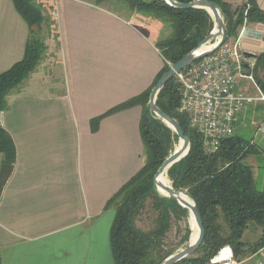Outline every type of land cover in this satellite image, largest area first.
Here are the masks:
<instances>
[{"label": "crops", "instance_id": "obj_1", "mask_svg": "<svg viewBox=\"0 0 264 264\" xmlns=\"http://www.w3.org/2000/svg\"><path fill=\"white\" fill-rule=\"evenodd\" d=\"M33 3L49 35L43 58L0 113L16 146L0 194V264H114L115 210L106 205L146 156L142 107L110 110L152 89L164 71L156 25L119 0ZM30 29L13 0H0V73L22 60ZM248 31L246 51L262 53L264 24Z\"/></svg>", "mask_w": 264, "mask_h": 264}, {"label": "trees", "instance_id": "obj_2", "mask_svg": "<svg viewBox=\"0 0 264 264\" xmlns=\"http://www.w3.org/2000/svg\"><path fill=\"white\" fill-rule=\"evenodd\" d=\"M107 3L113 0H97ZM134 12L146 13L165 24L169 32L156 45L165 59V68L156 79L169 70V63L176 64L214 29L215 22L203 8H176L165 0H119ZM191 2L194 0H177ZM216 3L224 17L227 38L234 40L245 20L248 24H264V10L257 0H240L233 6L228 0H209ZM16 9L30 26V36L24 57L10 69L0 73V113L8 109L7 96L35 69L41 45L34 26H40L42 11L33 0H13ZM264 66V51L257 55L252 72L257 85L264 92V75L258 70ZM153 89V88H152ZM152 89L122 103L110 113L133 106L142 107L141 136L145 149L144 166L107 202L106 209L113 208L115 217L111 227V247L114 264H160L169 255L166 238L173 220L185 221L189 216L186 208L174 198L163 195L154 182V176L163 161L170 155L172 140L178 135L159 119L149 108ZM181 84L173 76L162 88L157 105L169 116L178 120L191 148L184 158L175 163L168 175L177 190L187 191L200 210L205 237L200 248L190 257L177 264H210V259L224 245H231L237 260L243 261L264 246V189L257 185L254 169L248 157L256 152V146L240 134H234L221 142L215 153H206L201 135L191 127L188 116L180 110ZM100 118L94 119L96 127ZM1 163L14 165L16 146L11 134L0 122ZM150 205L154 216L149 228L138 221ZM258 230L256 240L246 239L249 231ZM191 234L187 227L180 243H186ZM188 246V245H187Z\"/></svg>", "mask_w": 264, "mask_h": 264}, {"label": "built area", "instance_id": "obj_3", "mask_svg": "<svg viewBox=\"0 0 264 264\" xmlns=\"http://www.w3.org/2000/svg\"><path fill=\"white\" fill-rule=\"evenodd\" d=\"M248 25L245 20L234 40L224 42L217 50L176 74L181 84L180 110L201 135L206 153H215L224 139L235 134L243 108L264 103V92L252 74L256 58L245 55ZM244 62L250 64V75L246 74ZM242 80H251L256 92L242 85ZM261 130L264 132V125ZM253 258L254 264H264V246ZM244 261L239 262L232 246L227 244L210 259V264H241Z\"/></svg>", "mask_w": 264, "mask_h": 264}, {"label": "water", "instance_id": "obj_4", "mask_svg": "<svg viewBox=\"0 0 264 264\" xmlns=\"http://www.w3.org/2000/svg\"><path fill=\"white\" fill-rule=\"evenodd\" d=\"M169 5L176 8H203L209 11L212 15L215 26L214 29L207 35L198 46L179 60L176 64L170 65L169 70H167L159 79L157 84L153 87L148 106L150 110L165 124H167L179 137L180 146L175 149V151L170 154L161 164L158 171L154 176V182L158 190L165 196L174 198L182 207L186 208L189 216L193 218L195 226L197 228V234L194 238L191 237L188 246L176 251L175 253L169 255L160 264H177L181 260L193 255L201 246L205 237V228L203 225L202 216L200 210L197 206L196 201L192 196L185 190H177L171 185L165 184L160 181V176L166 171L168 175V170L186 155H188L191 148L190 138L186 136L182 126L179 124L178 120L174 117L169 116L165 113L158 105L157 98L165 86V84L178 72L185 69L193 62L209 55L213 51L217 50L227 38V28L225 24L224 17L219 6L209 0H194L191 2H179L177 0H165ZM215 41V42H214ZM214 42V43H213ZM246 57L256 58L257 54L253 52H245ZM243 66L246 68V74H251V67L248 62H244ZM13 170V165L3 163L0 166V194L9 179ZM187 196L189 199H186ZM193 227V226H192ZM194 230V228H193Z\"/></svg>", "mask_w": 264, "mask_h": 264}, {"label": "rangeland", "instance_id": "obj_5", "mask_svg": "<svg viewBox=\"0 0 264 264\" xmlns=\"http://www.w3.org/2000/svg\"><path fill=\"white\" fill-rule=\"evenodd\" d=\"M137 13H140L142 16H144L143 18L144 20L142 19L143 20L142 22L144 24L146 23L148 24V26L151 27L156 25V27H154L155 28L154 31H157L156 32L157 41L169 32L168 27L165 24H163L161 21L155 20V18H153L152 16H148L146 13H141V12H137ZM45 21H46L45 17L43 16L42 23L40 24L41 28H39L40 26H36V30H35L37 31L38 38L40 39V45L42 48L41 56L37 65L39 64L40 60L43 58L47 46L46 38L49 35V31H48L49 28L45 25ZM262 48H264V43L262 44ZM170 65L173 64L169 63V66ZM258 72L260 75H264V66L261 67L258 70ZM242 81H243L241 83L242 85L248 86L250 91H252L253 93L256 92L254 83L251 80H242ZM263 125H264V103H257L253 105H248L245 108H243V110L239 114V119L235 126L236 134L242 135L244 138H246L248 142L251 141L256 146L257 151L253 152L248 157L247 161L249 164L252 165L255 174H257L258 177L256 178V181L258 187L261 189L264 187V132L261 130ZM178 146H180L179 139L172 140L171 143L172 150L170 154H172L175 151V149L178 148ZM167 178L169 184L171 185L172 181L170 180L169 176H167ZM153 219L154 216L151 213V207L150 205H148L146 209L143 211L140 220L138 221V225L143 228H149L153 224ZM187 227H190L191 229L190 238L186 243L181 244L180 243L181 237L184 234ZM193 233L194 230L191 224L190 216H188L187 220L185 221L173 220L171 230L169 231L168 236L166 238L167 249L178 251L186 247L190 243ZM259 233L260 232L258 230L249 231L246 234V239L254 241L259 236Z\"/></svg>", "mask_w": 264, "mask_h": 264}, {"label": "bare ground", "instance_id": "obj_6", "mask_svg": "<svg viewBox=\"0 0 264 264\" xmlns=\"http://www.w3.org/2000/svg\"><path fill=\"white\" fill-rule=\"evenodd\" d=\"M178 147H179V146H178ZM159 179H160V181H162L163 183L170 185L169 182H168L167 172H166V171L160 176ZM184 197H185L186 199H189V198H188L187 196H185V195H184ZM190 220H191V224H192V226H193V228H194V233H193V235H192V238H194V237L196 236V234H197V228H196V226H195V223H194L193 218L190 217Z\"/></svg>", "mask_w": 264, "mask_h": 264}]
</instances>
